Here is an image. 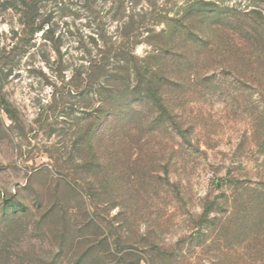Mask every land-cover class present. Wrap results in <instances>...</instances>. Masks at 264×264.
Listing matches in <instances>:
<instances>
[{
	"label": "rangeland",
	"instance_id": "rangeland-1",
	"mask_svg": "<svg viewBox=\"0 0 264 264\" xmlns=\"http://www.w3.org/2000/svg\"><path fill=\"white\" fill-rule=\"evenodd\" d=\"M184 1L37 0L30 33L24 3L0 0V264H264V57L252 42L189 36L154 62L173 67L164 101L132 105L140 117L113 167L82 159L99 100L95 84L72 86L78 73L120 32L140 35L145 56L150 19ZM216 1L264 14V0Z\"/></svg>",
	"mask_w": 264,
	"mask_h": 264
},
{
	"label": "trees",
	"instance_id": "trees-1",
	"mask_svg": "<svg viewBox=\"0 0 264 264\" xmlns=\"http://www.w3.org/2000/svg\"><path fill=\"white\" fill-rule=\"evenodd\" d=\"M19 1L26 8L27 18L24 24H27L30 33L40 30L41 23L34 24L37 0ZM229 11L233 13L230 14ZM150 20L146 32L151 33V36L145 40L151 50L145 56H138L134 52L136 45L141 42L138 39L140 35L120 32L114 36L111 45L99 51V57L87 61L84 71L78 73L81 77L72 85L87 92L96 85L94 91L99 103L88 114L89 122L82 130L80 145L83 162L89 166L98 169L113 167L111 153L119 154L121 149L118 148H122L123 139L131 134L132 120L140 117L141 110L137 109L138 106L132 107L133 104L150 103L156 106L164 101L159 91L169 81L173 67L164 61L159 65L154 62H158L165 53L169 54L172 48L185 45L189 36H194L197 41L210 40L213 43L221 39L250 41L253 45L250 50L256 59L264 57V14L256 8L222 9L216 0H185L170 16L164 11ZM158 23L162 24L158 31L151 28ZM226 25L233 30H226ZM183 50L186 54L189 52ZM150 58L153 59L152 62ZM110 59L114 63H110ZM107 155L109 160H106ZM235 256H239V260L245 257L242 253Z\"/></svg>",
	"mask_w": 264,
	"mask_h": 264
}]
</instances>
